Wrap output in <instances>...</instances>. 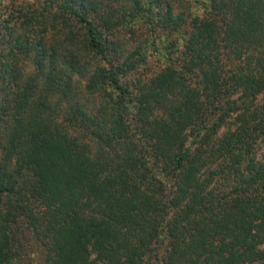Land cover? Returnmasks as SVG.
<instances>
[{"label": "trees", "instance_id": "obj_1", "mask_svg": "<svg viewBox=\"0 0 264 264\" xmlns=\"http://www.w3.org/2000/svg\"><path fill=\"white\" fill-rule=\"evenodd\" d=\"M0 264H264V0H0Z\"/></svg>", "mask_w": 264, "mask_h": 264}]
</instances>
